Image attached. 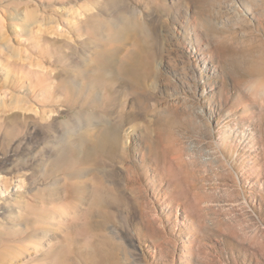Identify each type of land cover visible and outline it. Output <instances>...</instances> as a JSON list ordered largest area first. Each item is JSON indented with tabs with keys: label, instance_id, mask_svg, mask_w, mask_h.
<instances>
[{
	"label": "rangeland",
	"instance_id": "374dc122",
	"mask_svg": "<svg viewBox=\"0 0 264 264\" xmlns=\"http://www.w3.org/2000/svg\"><path fill=\"white\" fill-rule=\"evenodd\" d=\"M0 264H264V0H0Z\"/></svg>",
	"mask_w": 264,
	"mask_h": 264
},
{
	"label": "bare ground",
	"instance_id": "6f19581e",
	"mask_svg": "<svg viewBox=\"0 0 264 264\" xmlns=\"http://www.w3.org/2000/svg\"><path fill=\"white\" fill-rule=\"evenodd\" d=\"M24 15V14H23Z\"/></svg>",
	"mask_w": 264,
	"mask_h": 264
}]
</instances>
